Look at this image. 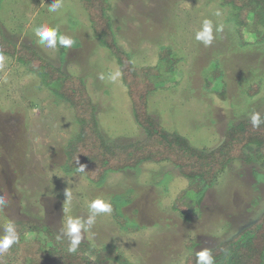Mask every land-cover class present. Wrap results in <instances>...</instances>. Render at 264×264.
<instances>
[{"label":"rangeland","instance_id":"obj_1","mask_svg":"<svg viewBox=\"0 0 264 264\" xmlns=\"http://www.w3.org/2000/svg\"><path fill=\"white\" fill-rule=\"evenodd\" d=\"M55 3L60 7L50 11ZM218 3L110 0L106 12L118 47L131 54L136 65H155L162 46H170L172 55L182 58L177 65L181 84L149 95L148 112L166 131L208 151L238 120L264 114V44L248 52L238 49L229 8ZM87 18L79 0L0 1V27L10 42L31 47L66 75L84 80L99 130L109 145L141 141L145 134L134 121L115 59L92 36ZM205 19L213 24V40L207 46L195 39ZM43 25L73 41L64 46V57L56 46L39 42L35 29ZM219 70L228 84L224 100L204 88L206 75L217 77ZM258 80L260 92L248 99L244 90ZM78 131L69 105L40 78L5 57L0 65V237L7 234L9 224L30 220L50 225L61 240L71 242L67 221L79 219L88 228L81 230V242L96 248L114 244L130 264H183L188 253L229 241L264 214V160L229 163L205 192L199 217L185 222L172 207L190 181L171 163L145 162L139 173H110L102 187L78 172L65 175L60 168L65 161L63 148ZM187 194L185 203L191 206L195 197ZM95 199L107 203L119 199L126 204L120 211L127 219L125 231L131 223L139 229L126 233L110 213L98 214L90 227L88 206ZM188 241L197 243L190 251L185 246Z\"/></svg>","mask_w":264,"mask_h":264},{"label":"trees","instance_id":"obj_2","mask_svg":"<svg viewBox=\"0 0 264 264\" xmlns=\"http://www.w3.org/2000/svg\"><path fill=\"white\" fill-rule=\"evenodd\" d=\"M79 1L86 11L92 36L115 59L131 100L134 121L145 137L130 144L109 145L99 130L96 108L84 80L79 76L66 75L42 59L31 47L13 44L0 27V55L15 60L27 72L40 78L43 85L72 110L79 131L63 148L65 161L60 167L62 172L65 175L78 172L92 185L102 187L110 173H139L140 165L145 162L171 163L181 176L190 181L177 194L175 202L178 204L172 210L178 211L185 222L197 219L205 192L216 184L218 176L229 163L238 160L250 164L264 160V114L259 116L261 123L258 127L252 125L251 118L238 120L236 125L224 132L222 141L210 151L194 148L186 137L166 131L148 112V98L157 91H170L181 84L177 65L182 58L172 55L170 46H162L158 49V62L155 65H136L131 54L117 45L110 19L106 15L111 7L110 0ZM218 5L229 8L230 19L236 29L238 49L248 52L263 46L264 0H219ZM74 41V44H78L76 39ZM56 47L61 58L64 57L65 47L59 42ZM215 75L217 77L212 75L211 78L206 75L204 88L206 91H215L224 100L227 96V81H224L222 71L219 70ZM221 77L222 83H216ZM261 84L262 81L258 80L244 90L248 99L258 95ZM250 149L254 150L253 153L248 151ZM81 165L84 166L83 171H80ZM188 192L195 197L191 206L185 203ZM109 203L112 207L111 217L125 231L123 221L127 219L120 211L126 204L119 199H112ZM12 228L18 234L19 241L6 252L0 253V264H130L123 251L114 244L96 248L87 242H80L75 252H69L71 242L61 240L53 228L43 222L21 220L12 224ZM137 229L139 227L131 223L130 230L125 232ZM196 244L188 241L185 246L190 251ZM207 250L212 253L214 264H264V214L243 228L237 236ZM199 252L188 253L183 264H197Z\"/></svg>","mask_w":264,"mask_h":264},{"label":"clouds","instance_id":"obj_3","mask_svg":"<svg viewBox=\"0 0 264 264\" xmlns=\"http://www.w3.org/2000/svg\"><path fill=\"white\" fill-rule=\"evenodd\" d=\"M60 7L59 3H55L49 6L50 11H56ZM219 15V12H217ZM222 26L217 28V31H221ZM36 36L39 37V42L44 44L47 42V46L52 48L57 44V40L60 45L65 47H70L73 41L70 38H65L63 36H57V30L55 28H49L47 25L40 26L35 29ZM195 39L197 41H202L205 46L210 45L213 40V24L210 20L205 19L202 23V28L195 35ZM5 57L0 55V65L3 64ZM117 76L119 73L116 74ZM115 77H113L114 79ZM251 123L254 127H258L261 123L259 114H253L251 117ZM84 170V166H80V171ZM89 211L91 215L89 216L88 225H91L95 221V217L101 213H110L112 211V207L110 203L105 202L102 199H95L89 203ZM87 231L88 228H85L79 219H69L66 225V234L70 237L71 246L69 247V252H75L77 250V246L81 242V230ZM6 235L3 238H0V253L6 252L13 244L18 243L19 237L18 234L13 231L12 226L9 224L6 228ZM198 261L197 264H214V258L212 253L205 249L200 251L197 254Z\"/></svg>","mask_w":264,"mask_h":264},{"label":"crops","instance_id":"obj_4","mask_svg":"<svg viewBox=\"0 0 264 264\" xmlns=\"http://www.w3.org/2000/svg\"><path fill=\"white\" fill-rule=\"evenodd\" d=\"M214 132H215V134H216V135H215V136H216V140L219 139V136H218V134H217L218 131L216 130V131H214ZM213 138H215V137H213ZM220 139H222V137H221Z\"/></svg>","mask_w":264,"mask_h":264}]
</instances>
